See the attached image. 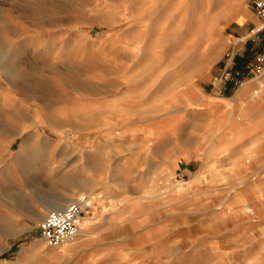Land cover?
Here are the masks:
<instances>
[{
	"label": "rangeland",
	"instance_id": "rangeland-1",
	"mask_svg": "<svg viewBox=\"0 0 264 264\" xmlns=\"http://www.w3.org/2000/svg\"><path fill=\"white\" fill-rule=\"evenodd\" d=\"M147 1L0 0V264H53L39 223L82 195L124 237L99 264H251L264 216L241 201L263 184L207 182L182 153L199 98L264 51L256 0Z\"/></svg>",
	"mask_w": 264,
	"mask_h": 264
},
{
	"label": "crops",
	"instance_id": "crops-1",
	"mask_svg": "<svg viewBox=\"0 0 264 264\" xmlns=\"http://www.w3.org/2000/svg\"><path fill=\"white\" fill-rule=\"evenodd\" d=\"M247 1L203 0V3H248ZM145 3H157V1L149 0ZM158 3L162 2L158 1ZM250 22L252 32L257 31L264 36V19L259 16L251 17ZM259 24H263L260 29H258ZM199 100L198 105L203 106L204 111H198L197 115L188 113L184 123L187 126V138L190 143L182 153L184 164L188 167V164L198 162V172L207 171L213 175V181L209 178L207 182L234 184L257 178V182L263 184L261 197L257 194L256 197L241 202L247 203L245 210L248 213H251L250 205L254 208L260 203L262 207L260 209L256 207L254 211L263 217L264 74L251 71L237 82L228 95L220 92L212 95L203 94ZM207 153H212V157L210 158ZM222 153L224 156L221 155ZM223 157L225 164H218L217 161L222 160ZM223 167L235 171L223 172ZM69 199L67 197V199L55 200L52 202L51 211L63 210L72 202H68ZM89 206L87 201L78 236L71 243L56 247L52 256L44 255L45 259L50 258L53 264H99L103 256L109 254V243L124 238L118 234L117 223L96 222L94 215L86 216V209ZM86 219H89V223H83ZM263 228L256 229V236L249 241L253 249L251 264L259 262L264 264ZM148 240L153 242L156 238L150 236ZM36 250L37 254L49 253L44 250L43 244L37 245Z\"/></svg>",
	"mask_w": 264,
	"mask_h": 264
},
{
	"label": "built area",
	"instance_id": "built-area-1",
	"mask_svg": "<svg viewBox=\"0 0 264 264\" xmlns=\"http://www.w3.org/2000/svg\"><path fill=\"white\" fill-rule=\"evenodd\" d=\"M255 8L257 15L264 19V0H256ZM248 67L252 72L264 74V51L257 54L255 61L249 63ZM86 202V196L82 195L70 202L63 211H49L44 216L38 228L47 246L56 247L78 236Z\"/></svg>",
	"mask_w": 264,
	"mask_h": 264
},
{
	"label": "bare ground",
	"instance_id": "bare-ground-1",
	"mask_svg": "<svg viewBox=\"0 0 264 264\" xmlns=\"http://www.w3.org/2000/svg\"><path fill=\"white\" fill-rule=\"evenodd\" d=\"M262 26H263V24H260V25L258 26V29H260ZM66 207H67V206H66ZM66 207H65V208H66ZM65 208H64V209H65ZM64 209H63V210H64ZM63 210H61V211H63ZM65 244H68V242L62 243L61 245H65ZM61 245H59V246H61Z\"/></svg>",
	"mask_w": 264,
	"mask_h": 264
}]
</instances>
